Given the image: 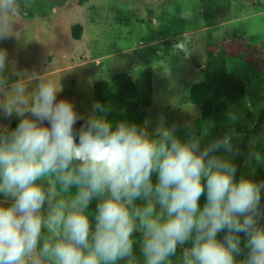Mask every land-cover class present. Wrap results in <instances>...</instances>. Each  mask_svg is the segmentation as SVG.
I'll return each mask as SVG.
<instances>
[{
    "label": "clouds",
    "instance_id": "clouds-1",
    "mask_svg": "<svg viewBox=\"0 0 264 264\" xmlns=\"http://www.w3.org/2000/svg\"><path fill=\"white\" fill-rule=\"evenodd\" d=\"M18 12L0 0V41ZM61 91L0 46V264H264V134L238 175L235 138L195 111L180 135Z\"/></svg>",
    "mask_w": 264,
    "mask_h": 264
},
{
    "label": "rangeland",
    "instance_id": "rangeland-1",
    "mask_svg": "<svg viewBox=\"0 0 264 264\" xmlns=\"http://www.w3.org/2000/svg\"><path fill=\"white\" fill-rule=\"evenodd\" d=\"M74 0H18L19 12L14 17L17 38L0 41L7 48L17 71L38 72L42 77L61 82L58 98L72 100L78 111L87 113L93 101L109 103L95 93V84L106 89L110 76L127 72L135 76L141 63L149 61L153 77V96L144 109L124 108L120 119L141 123L159 117L168 124L183 125L197 114L196 124H208L209 138L231 134L240 150L244 166L250 137L264 134V85L255 101L234 121L223 126L225 113L200 119V107L188 101L191 85L202 78L205 48L227 38H240L264 45V10L251 0H232L227 20L205 27L198 0H88L75 6ZM264 4V0H259ZM79 24L82 35L72 38V26ZM227 69L239 76L247 94L263 77L239 58H228ZM34 86V85H33ZM15 126V121H12ZM79 126V125H77ZM264 150V143L258 145ZM264 166H257L254 179L261 180Z\"/></svg>",
    "mask_w": 264,
    "mask_h": 264
},
{
    "label": "trees",
    "instance_id": "trees-1",
    "mask_svg": "<svg viewBox=\"0 0 264 264\" xmlns=\"http://www.w3.org/2000/svg\"><path fill=\"white\" fill-rule=\"evenodd\" d=\"M88 0H74L75 6H82ZM232 0H198L202 22L205 27L224 23L230 14ZM253 6L264 10L259 0L250 1ZM72 38L79 39L82 27L72 26ZM237 57L250 69L262 73L263 77L254 83L247 94L245 82L228 71L226 60ZM142 70L135 76L127 72H116L108 80L107 88L95 84V93L105 95L113 107L111 119H120L124 108L146 109L153 96V77L149 61L141 63ZM202 78L191 85L188 101L200 107V119L207 120L215 113H225L221 124H231L234 119L247 109V105L255 101V95L261 93L264 85V45L252 44L237 37L227 38L208 44L205 48V66L201 69ZM264 118V107L260 114ZM242 162L238 157L236 163ZM264 180V169L261 175ZM203 197L201 198V202Z\"/></svg>",
    "mask_w": 264,
    "mask_h": 264
},
{
    "label": "crops",
    "instance_id": "crops-1",
    "mask_svg": "<svg viewBox=\"0 0 264 264\" xmlns=\"http://www.w3.org/2000/svg\"><path fill=\"white\" fill-rule=\"evenodd\" d=\"M255 133H257V129H256V131L254 132V135H255ZM254 135L250 137V143H251L252 138L254 137Z\"/></svg>",
    "mask_w": 264,
    "mask_h": 264
}]
</instances>
